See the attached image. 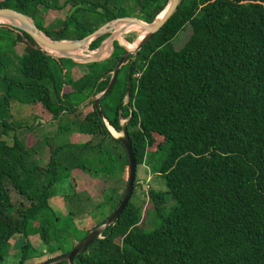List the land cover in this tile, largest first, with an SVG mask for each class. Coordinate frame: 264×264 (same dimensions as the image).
Returning a JSON list of instances; mask_svg holds the SVG:
<instances>
[{
    "label": "trees",
    "instance_id": "1",
    "mask_svg": "<svg viewBox=\"0 0 264 264\" xmlns=\"http://www.w3.org/2000/svg\"><path fill=\"white\" fill-rule=\"evenodd\" d=\"M60 1L0 0V8L30 17L48 39L61 41L80 39L124 16L150 23L167 3L128 0L137 11L132 15L126 0ZM66 5L61 21L43 27L42 10ZM186 28L189 36L175 50L172 41ZM106 37L87 49L95 50ZM119 45L113 43L110 58L82 64L84 72L75 77L72 70L80 64L49 55L21 30L0 24V264L12 237L22 240L16 264H26L68 252L88 232L72 221L76 209L92 202L86 192L75 191L80 181L72 171L125 186V152L92 106L123 53ZM127 65L128 60L99 109L116 133L120 119L126 121L136 167L146 166L164 190H147L149 208L142 213L131 200L135 176L114 226L72 264H264V0H182L137 52L126 93ZM87 105L91 110L80 116ZM13 114L26 116L15 122ZM36 120L53 122L54 133L33 138ZM73 136L83 142L71 143ZM60 181L68 182L63 217L48 204ZM11 192L18 201L12 202ZM114 194L108 186L101 189L89 212L93 219L102 217L97 225L119 203L122 193L117 200ZM164 196L173 202L169 209Z\"/></svg>",
    "mask_w": 264,
    "mask_h": 264
},
{
    "label": "water",
    "instance_id": "2",
    "mask_svg": "<svg viewBox=\"0 0 264 264\" xmlns=\"http://www.w3.org/2000/svg\"><path fill=\"white\" fill-rule=\"evenodd\" d=\"M181 1L182 0H167V3L162 9V11L158 15H156L150 23L142 22L131 16L115 18L111 21L105 22L91 33L77 40H61V41L50 40L37 29L33 20L30 17H27L24 14H21L15 10L8 8H0V24H4L21 30L22 32L27 34L40 49L44 50L46 53H48L51 56H54L56 58H66L75 63H82V64L97 63L105 60L106 57L102 56L103 55L102 48L106 44V46L109 48L108 53L110 54L112 52L113 43L114 42L117 43V38L122 32L121 29L115 30V28L118 25L139 26L144 31V34L137 42V44L135 45L132 51H127L125 47L118 44L120 47L123 48V53L118 57L117 61L114 64L110 73V78L108 80L105 89L100 94L96 95L92 101V106L96 112L97 117L99 118L100 122L102 123L106 131L110 134L109 130L107 129V124L103 119V116L99 109L100 98H102L110 91L113 82L115 81L118 70L128 59L126 78H125V82H126L125 92L127 93L130 83V77H131V69L134 59L137 55V52L147 41L151 39V37L155 33H157L160 30V28L165 24V22L175 13ZM107 34H108L107 39L104 42H101L93 52L88 53V55H83V54H81L80 56L77 55V53L82 52L84 48L87 49V46L92 40L98 38L101 35H107ZM107 47L105 49H107ZM123 105L124 103L122 101L119 106V110ZM125 124L126 121L120 124V134L118 136H112L121 144L125 152L126 161H127L126 182L120 201L117 204L116 208L100 224H98L90 231H88L83 236V238L79 242H77L68 252L48 258L46 261L41 262L39 264H58L64 261L67 264H72V259L74 257L84 252L87 246L91 242L100 239L101 234L105 229L112 228L114 226L115 221L118 219L119 215L125 209L133 191L135 169H136L135 160L131 151L130 142L125 129Z\"/></svg>",
    "mask_w": 264,
    "mask_h": 264
},
{
    "label": "rangeland",
    "instance_id": "3",
    "mask_svg": "<svg viewBox=\"0 0 264 264\" xmlns=\"http://www.w3.org/2000/svg\"><path fill=\"white\" fill-rule=\"evenodd\" d=\"M62 0L59 2L61 3ZM125 6L127 7L126 10L127 12L130 11L132 12V15H137V11L135 9L134 6H130L128 5L129 1L126 0L125 2ZM69 8V5H66L62 10L60 11H52V10H42L41 11V17H42V25L43 27H46L48 24H52L55 21H61L67 10ZM125 27L128 30H126V33L124 34H120L119 36L126 39V42H133L132 40L135 38L136 33L133 32L134 29H131L129 27H127L126 25H118L116 29H118V27ZM124 31V29L122 30ZM118 36V37H119ZM189 36V29H185L184 31H181L176 38L172 41V45L173 48L175 50H178L181 48V46L183 45V43L186 41V39ZM108 37V34H107ZM107 37L102 41L104 42ZM117 44L118 41H117ZM106 46V45H105ZM107 47V46H106ZM109 48L107 47V50L105 52L104 57L105 60L110 58L111 53H108ZM94 51V50H93ZM93 51H89L88 49H83L82 50V54L83 55H88V53L93 52ZM80 64L81 67L77 68V69H73L72 71H74V76L78 77L81 73L84 72V68L82 63H78ZM14 71V70H12ZM15 74V72L13 73ZM19 77V76H18ZM126 102V98L123 99V103ZM15 105V104H14ZM17 107L16 110L19 109L18 105H15ZM13 107V106H12ZM10 108V106H9ZM11 109V108H10ZM91 110V106L87 105L85 107L82 108V110H79V114L80 116H82L84 113L89 112ZM12 110H9V113ZM13 116V120L16 121H22L24 120L25 116H19V115H12ZM37 121V120H36ZM125 120L120 119V124H122ZM23 125H29L30 121H23L21 122ZM36 123V122H35ZM34 123L33 129H37L36 133H34L33 138L35 139H42L48 136H51L54 133L55 127H54V123L53 122H43L42 120L39 123L38 126H36ZM13 126H16L13 124ZM108 129V126H107ZM8 134H17V132H12V133H8ZM120 134V132L118 133H110L111 136H118ZM71 143L73 144H79L82 143L83 140L81 138H79V136H73L71 141ZM47 162V155H42V158L40 159V166H43L46 164ZM72 176H77L75 178L78 179V181H80L79 186L76 187L75 191H84L86 192L89 196H90V200L92 202L90 203H84L83 205L80 206L79 209H76L75 212L73 213V217H72V221L74 223V226L80 229H85L90 231L92 228H94L95 226H97V221L98 219L100 220L101 218L99 217V215L96 216L95 219L91 218L89 216V212H91L92 206L100 201V195L99 193L101 192V189L105 187H110V190H113L115 192L114 194V199L117 200L118 199V195H120V193L123 192L124 187L122 185V183L119 182H107L106 185H104L101 181H97L94 179H91L89 176L85 175V174H79L78 171H72L71 172ZM135 176H136V187H135V191H134V196L131 199L134 203L136 204H141L142 206V213L145 212L148 208H149V204L147 202V198H146V192L148 189H152V190H157V191H163L164 187L162 185V182L160 180L159 177H157L154 174H151L150 171L148 170V168L146 166H137L136 170H135ZM68 182H64V181H60V182H56L52 188H51V196L48 199V204L49 206L53 209L54 213L56 214V216L58 217H63L66 215L67 213V208H66V204L63 201V195L65 193H67L66 190V186ZM116 189V191H115ZM11 195V200L12 202H16L18 201L17 196L14 195L12 192L10 193ZM165 201H166V205H167V209L171 208L173 206V202L170 201V199L167 196H164ZM142 217L144 214H141ZM144 219V217H143ZM30 241L32 242L33 246H35V248H37L38 246H36L37 241L34 238H31ZM22 243V240L20 237H12L9 240V244H10V248L8 251V254L4 257L3 263L2 264H16L17 263V258H18V245ZM57 255V254H54ZM54 255H47L45 256V258H51ZM40 260H30L28 263L26 264H38L40 263Z\"/></svg>",
    "mask_w": 264,
    "mask_h": 264
},
{
    "label": "bare ground",
    "instance_id": "4",
    "mask_svg": "<svg viewBox=\"0 0 264 264\" xmlns=\"http://www.w3.org/2000/svg\"><path fill=\"white\" fill-rule=\"evenodd\" d=\"M127 27H129L131 29H134L133 32H135V33H142V35L144 34V31L137 25H129ZM118 29H121V30L124 29V31L121 32L122 34L126 33V30H128L127 28L122 27V26L118 27ZM142 35L139 38H136V36H135V38L132 40L133 42H126L125 41L126 39H124V38H122L120 36L117 38V41L119 43H121L127 49V51H132L134 49L135 45L137 44V42L142 37ZM81 54H82V52H78L77 53V55H79V56ZM108 130H109L110 133H115L110 127H108Z\"/></svg>",
    "mask_w": 264,
    "mask_h": 264
},
{
    "label": "crops",
    "instance_id": "5",
    "mask_svg": "<svg viewBox=\"0 0 264 264\" xmlns=\"http://www.w3.org/2000/svg\"><path fill=\"white\" fill-rule=\"evenodd\" d=\"M12 106H13V105H10V108H11L10 110L13 109ZM14 112H15V109H14ZM10 113H13V111L10 112ZM40 121H41V120H37V121H35V122H36L35 125L37 124V126H38V125H39L38 122H40ZM36 130H37V129H33L29 134H31V136L34 135V133H36Z\"/></svg>",
    "mask_w": 264,
    "mask_h": 264
},
{
    "label": "built area",
    "instance_id": "6",
    "mask_svg": "<svg viewBox=\"0 0 264 264\" xmlns=\"http://www.w3.org/2000/svg\"><path fill=\"white\" fill-rule=\"evenodd\" d=\"M134 76H136V75H134ZM84 104H86V103H84ZM82 108H83V106L80 107L81 110H82Z\"/></svg>",
    "mask_w": 264,
    "mask_h": 264
},
{
    "label": "flooded vegetation",
    "instance_id": "7",
    "mask_svg": "<svg viewBox=\"0 0 264 264\" xmlns=\"http://www.w3.org/2000/svg\"><path fill=\"white\" fill-rule=\"evenodd\" d=\"M127 60H128V59H127ZM127 60H126V61H127Z\"/></svg>",
    "mask_w": 264,
    "mask_h": 264
}]
</instances>
